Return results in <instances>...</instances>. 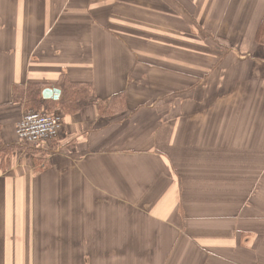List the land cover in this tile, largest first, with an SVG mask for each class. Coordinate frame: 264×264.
Wrapping results in <instances>:
<instances>
[{
	"label": "crops",
	"instance_id": "1",
	"mask_svg": "<svg viewBox=\"0 0 264 264\" xmlns=\"http://www.w3.org/2000/svg\"><path fill=\"white\" fill-rule=\"evenodd\" d=\"M263 20L264 0H0V264H264ZM67 81L95 103L26 152L16 87Z\"/></svg>",
	"mask_w": 264,
	"mask_h": 264
},
{
	"label": "trees",
	"instance_id": "2",
	"mask_svg": "<svg viewBox=\"0 0 264 264\" xmlns=\"http://www.w3.org/2000/svg\"><path fill=\"white\" fill-rule=\"evenodd\" d=\"M257 41L264 46V20L259 28ZM15 93L21 100L25 101L27 109L45 111L53 116L57 115L56 112L58 110H61L62 112H70L79 109L81 106L95 103L93 101L95 97L93 86L87 83L63 82V94L60 101L45 100L43 98V86L37 84H29L27 87H16ZM105 104L106 103L99 102L100 111L105 109L106 113L112 114H123L129 111L127 102L120 97L113 98L109 103ZM0 146H2L1 139ZM12 149V147L0 149V169L4 171L8 169L6 164L11 157Z\"/></svg>",
	"mask_w": 264,
	"mask_h": 264
},
{
	"label": "built area",
	"instance_id": "3",
	"mask_svg": "<svg viewBox=\"0 0 264 264\" xmlns=\"http://www.w3.org/2000/svg\"><path fill=\"white\" fill-rule=\"evenodd\" d=\"M65 125V120L60 116L30 111L24 114L18 123L16 135L26 151L35 146L49 147Z\"/></svg>",
	"mask_w": 264,
	"mask_h": 264
},
{
	"label": "water",
	"instance_id": "4",
	"mask_svg": "<svg viewBox=\"0 0 264 264\" xmlns=\"http://www.w3.org/2000/svg\"><path fill=\"white\" fill-rule=\"evenodd\" d=\"M61 95V91L57 89H45L43 91V98L45 100H55L58 101Z\"/></svg>",
	"mask_w": 264,
	"mask_h": 264
},
{
	"label": "rangeland",
	"instance_id": "5",
	"mask_svg": "<svg viewBox=\"0 0 264 264\" xmlns=\"http://www.w3.org/2000/svg\"><path fill=\"white\" fill-rule=\"evenodd\" d=\"M38 112H45V111H38ZM45 113H47V114H50V113H48V112H45ZM24 149V148H23ZM25 150V149H24ZM31 150V148L29 149V150H27L26 152H29Z\"/></svg>",
	"mask_w": 264,
	"mask_h": 264
}]
</instances>
